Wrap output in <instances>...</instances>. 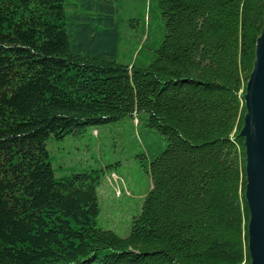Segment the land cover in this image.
<instances>
[{"label":"trees","instance_id":"1","mask_svg":"<svg viewBox=\"0 0 264 264\" xmlns=\"http://www.w3.org/2000/svg\"><path fill=\"white\" fill-rule=\"evenodd\" d=\"M116 1L0 0V264H250L238 136L264 0H151L144 66L118 60ZM143 114L167 144L122 238L99 172L57 179L46 143Z\"/></svg>","mask_w":264,"mask_h":264},{"label":"rangeland","instance_id":"2","mask_svg":"<svg viewBox=\"0 0 264 264\" xmlns=\"http://www.w3.org/2000/svg\"><path fill=\"white\" fill-rule=\"evenodd\" d=\"M121 1V9L120 0L116 1L115 15L119 29L121 21L122 33L118 60L123 64L149 65L164 37L162 18L154 2L149 11L151 0ZM145 23L147 30L142 40ZM141 118L140 124L128 117L109 125L89 127L83 135L50 137L46 143L57 179L99 172L98 226L122 238L129 236L133 219L141 213L151 190V162L167 144L164 136L146 126L147 115Z\"/></svg>","mask_w":264,"mask_h":264},{"label":"water","instance_id":"3","mask_svg":"<svg viewBox=\"0 0 264 264\" xmlns=\"http://www.w3.org/2000/svg\"><path fill=\"white\" fill-rule=\"evenodd\" d=\"M244 100L246 112L238 137L244 140L246 156L248 251L250 264H264V14Z\"/></svg>","mask_w":264,"mask_h":264}]
</instances>
